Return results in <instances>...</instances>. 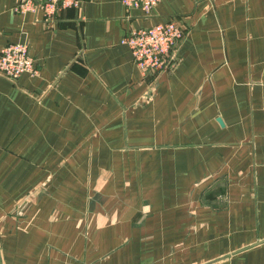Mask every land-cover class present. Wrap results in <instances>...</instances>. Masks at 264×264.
<instances>
[{
	"label": "crops",
	"instance_id": "0c3cea01",
	"mask_svg": "<svg viewBox=\"0 0 264 264\" xmlns=\"http://www.w3.org/2000/svg\"><path fill=\"white\" fill-rule=\"evenodd\" d=\"M0 0V264H264V0ZM176 21L166 71L123 38Z\"/></svg>",
	"mask_w": 264,
	"mask_h": 264
},
{
	"label": "built area",
	"instance_id": "2783aa9c",
	"mask_svg": "<svg viewBox=\"0 0 264 264\" xmlns=\"http://www.w3.org/2000/svg\"><path fill=\"white\" fill-rule=\"evenodd\" d=\"M162 0H123L126 9L140 8L151 15ZM80 0H15L14 10L26 13L42 10L47 20H55L57 13L66 7L78 6ZM185 30L176 21L134 28L123 38L130 45L134 63L147 74L166 71ZM37 72L29 45L24 42L9 43L0 49V75L15 81L23 73Z\"/></svg>",
	"mask_w": 264,
	"mask_h": 264
}]
</instances>
